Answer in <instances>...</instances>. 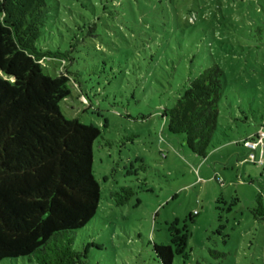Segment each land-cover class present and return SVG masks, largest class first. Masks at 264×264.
<instances>
[{"label": "rangeland", "instance_id": "1", "mask_svg": "<svg viewBox=\"0 0 264 264\" xmlns=\"http://www.w3.org/2000/svg\"><path fill=\"white\" fill-rule=\"evenodd\" d=\"M38 49L68 54L43 62L72 74L68 119L94 125L95 218L76 234L87 264H161L155 244L174 238V264H264V222L251 210L264 195V0H48ZM224 72L219 129L206 159L171 135L166 110L189 81ZM254 154L256 161L250 159ZM264 161V158H263ZM137 197L118 207L112 195ZM0 264H29L26 259Z\"/></svg>", "mask_w": 264, "mask_h": 264}, {"label": "trees", "instance_id": "2", "mask_svg": "<svg viewBox=\"0 0 264 264\" xmlns=\"http://www.w3.org/2000/svg\"><path fill=\"white\" fill-rule=\"evenodd\" d=\"M50 11L48 0H0V263L87 264L86 252L74 249L76 234L100 207L94 146L101 131L62 112L72 95L67 68L55 77L44 71L46 59L66 62L68 54L37 47ZM224 77L211 65L166 110L170 134L185 136L202 159L219 129ZM136 197L134 188L123 187L112 200L123 207ZM251 213L264 222L263 194ZM154 251L161 264L185 258L174 238Z\"/></svg>", "mask_w": 264, "mask_h": 264}, {"label": "built area", "instance_id": "3", "mask_svg": "<svg viewBox=\"0 0 264 264\" xmlns=\"http://www.w3.org/2000/svg\"><path fill=\"white\" fill-rule=\"evenodd\" d=\"M245 147H247L249 150L255 152L257 151L258 148H261L260 152V158H259V163L260 165H264V133L263 130L256 135L250 137L243 143ZM250 159L253 161H256V157L254 154L250 155Z\"/></svg>", "mask_w": 264, "mask_h": 264}]
</instances>
